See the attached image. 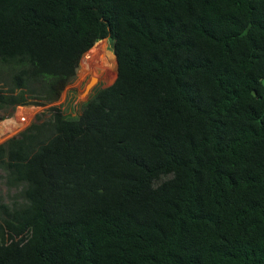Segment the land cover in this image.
Masks as SVG:
<instances>
[{"label": "trees", "instance_id": "16d2710c", "mask_svg": "<svg viewBox=\"0 0 264 264\" xmlns=\"http://www.w3.org/2000/svg\"><path fill=\"white\" fill-rule=\"evenodd\" d=\"M105 38L0 144V264H264V0H0V120Z\"/></svg>", "mask_w": 264, "mask_h": 264}, {"label": "rangeland", "instance_id": "374dc122", "mask_svg": "<svg viewBox=\"0 0 264 264\" xmlns=\"http://www.w3.org/2000/svg\"><path fill=\"white\" fill-rule=\"evenodd\" d=\"M103 45V51L108 59L107 62L112 61V65L108 68H89V58L85 57V53L82 60H81V67L80 70L78 68L79 59L77 57V52L74 55L75 64H76V76L72 79L71 84L67 86L65 91L63 92L62 98L53 104L46 103L44 105H22L17 106L14 110H11L10 116L11 119H14L18 124L19 127L15 131L6 134L3 138L0 139V144L4 143L8 138L19 134L23 131L26 127H28L33 121L36 120V115L38 113H42L43 119L50 118L51 116V109L52 105L60 106V108L65 113H72L73 115L79 114L82 111L84 103L94 94V91L97 89L109 86L112 84L115 79L117 73L115 72V59L113 49L109 46V42L107 39H102L96 41L99 45ZM95 43V42H94ZM79 57L80 54H79ZM97 76L98 81L92 90L86 94L85 88L87 83L90 81L92 76ZM1 85V84H0ZM6 111L4 109H0V114H5ZM9 115V114H8ZM8 116L5 118H9ZM5 119L0 120L3 121ZM3 173L0 170V175ZM1 183V181H0Z\"/></svg>", "mask_w": 264, "mask_h": 264}, {"label": "water", "instance_id": "95a60500", "mask_svg": "<svg viewBox=\"0 0 264 264\" xmlns=\"http://www.w3.org/2000/svg\"><path fill=\"white\" fill-rule=\"evenodd\" d=\"M117 72H118V68H117ZM98 81V77L97 76H92L90 81L87 83L86 88H85V93L88 94L92 88L95 86V84Z\"/></svg>", "mask_w": 264, "mask_h": 264}, {"label": "clouds", "instance_id": "9594fccd", "mask_svg": "<svg viewBox=\"0 0 264 264\" xmlns=\"http://www.w3.org/2000/svg\"><path fill=\"white\" fill-rule=\"evenodd\" d=\"M105 39H107V38H105ZM102 40V39H101ZM108 40V39H107ZM110 46V45H109ZM117 76V75H116Z\"/></svg>", "mask_w": 264, "mask_h": 264}]
</instances>
